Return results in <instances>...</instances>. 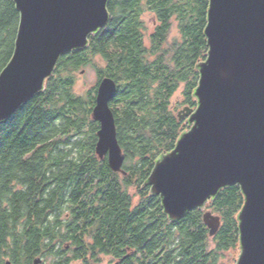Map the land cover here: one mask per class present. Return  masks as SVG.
<instances>
[{
  "label": "trees",
  "instance_id": "trees-1",
  "mask_svg": "<svg viewBox=\"0 0 264 264\" xmlns=\"http://www.w3.org/2000/svg\"><path fill=\"white\" fill-rule=\"evenodd\" d=\"M207 9L208 0H110L107 25L84 50L62 56L42 93L0 124V264H100L107 256L110 264H220L237 247L238 186L208 205L221 219L214 237L197 209L172 223L143 187L183 132L170 110L180 86L185 107H196ZM146 13L155 23L148 46ZM15 17L13 1L0 0V29ZM173 27L179 37L166 46ZM87 67L98 83L108 77L117 84L109 106L125 175L95 156L98 83L74 92V73Z\"/></svg>",
  "mask_w": 264,
  "mask_h": 264
},
{
  "label": "water",
  "instance_id": "water-1",
  "mask_svg": "<svg viewBox=\"0 0 264 264\" xmlns=\"http://www.w3.org/2000/svg\"><path fill=\"white\" fill-rule=\"evenodd\" d=\"M109 1L13 0L19 22L12 56L0 72V124L42 93L62 56L84 50L107 25ZM204 36L208 51L196 65V107L184 109L189 129L156 160L143 187L176 223L238 186L243 205L236 264H264V0H208ZM116 92L111 78L99 81L91 112L99 126L94 153L125 175L109 106ZM202 221L214 237L220 217L207 211Z\"/></svg>",
  "mask_w": 264,
  "mask_h": 264
},
{
  "label": "rangeland",
  "instance_id": "rangeland-1",
  "mask_svg": "<svg viewBox=\"0 0 264 264\" xmlns=\"http://www.w3.org/2000/svg\"><path fill=\"white\" fill-rule=\"evenodd\" d=\"M142 19L144 20L145 26L147 27L146 34H145V41H146V44L148 46V40L147 39H148V36L153 31L154 25H155L154 17L152 14L146 13L143 15ZM18 22H19V18L15 17L14 20L11 22L10 26H4L3 29H0V72L6 66V64L8 63V61L10 60V58L12 56L15 38H16V32H17V28H18ZM178 37H179L178 30H177V28L173 27V29L169 33L168 43L166 46H168V44L173 39L178 38ZM74 76H75L74 92L77 94H83L87 89L95 87L98 83V75L95 72V70H93L90 67H87L85 69H82V70L75 72ZM181 87L182 86H180V89L172 97L171 105H170V110L173 112L174 116L176 118H178L179 121H180L181 113L184 112V109L186 108L184 103H183V96L181 94V91H182ZM184 127L185 126L183 123L182 124L183 132L182 133H184L188 130V128H186V127L184 128ZM129 193H130V195H133L135 197L137 195L135 188L130 189ZM137 199H138V197L135 198V200H137ZM214 215L218 216L215 213H214ZM212 247H213V243L209 241V248H212ZM239 255H240V250H239V244H238L235 249L229 250L223 254L222 259H220V264H236ZM112 260H113L112 257H108V256L103 257L101 259L100 264H110L109 262Z\"/></svg>",
  "mask_w": 264,
  "mask_h": 264
},
{
  "label": "flooded vegetation",
  "instance_id": "flooded-vegetation-1",
  "mask_svg": "<svg viewBox=\"0 0 264 264\" xmlns=\"http://www.w3.org/2000/svg\"><path fill=\"white\" fill-rule=\"evenodd\" d=\"M13 1V0H12ZM15 7V6H14ZM19 18V17H18ZM183 120V121H182ZM187 120H188V118L187 117H185V113L184 112H182L181 113V115H180V122L182 121L183 123H184V126L186 127V128H188L189 129V127H188V124H187ZM211 202V200H209L208 202H207V204L205 205V208H204V210H202V211H200V210H198L199 212H201V216L203 215V213L204 212H207V211H209V212H211L212 213V211L210 210V209H208V205H209V203ZM202 223H203V221H202ZM204 225V224H203ZM205 226V225H204ZM205 228H206V226H205ZM207 229V228H206ZM208 230V229H207ZM129 252V251H128ZM130 254V253H129Z\"/></svg>",
  "mask_w": 264,
  "mask_h": 264
}]
</instances>
